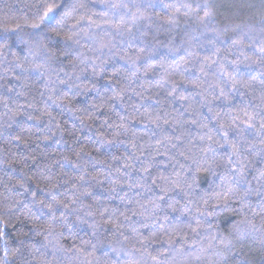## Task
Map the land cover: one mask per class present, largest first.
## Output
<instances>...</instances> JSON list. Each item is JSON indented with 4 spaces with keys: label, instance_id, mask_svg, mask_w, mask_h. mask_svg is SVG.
<instances>
[{
    "label": "trees",
    "instance_id": "16d2710c",
    "mask_svg": "<svg viewBox=\"0 0 264 264\" xmlns=\"http://www.w3.org/2000/svg\"><path fill=\"white\" fill-rule=\"evenodd\" d=\"M52 2L61 3L62 0H0V29L15 27L17 23L23 24L26 20L30 21L38 7ZM73 2L76 4L83 2L88 5L87 8H78L72 13L76 19H80L81 16L85 17L83 21L85 27H87L90 17L100 25V27L93 26L95 33L104 35V32L107 31L111 34L106 39L112 42V52L104 49L103 55L89 51V48L92 47L91 40L85 38L81 41L84 46L80 48V51L84 53L85 57L90 58L86 60V63L91 64L92 60L100 63V60L96 59L97 57L108 61L106 71L96 76L92 75L89 67L84 73L88 80H96L98 84L106 83L113 78L111 67L113 62L117 67H127L131 62L121 59V57L135 58L137 53L141 56L136 65L140 71L131 80L124 81L129 87L124 94L122 106L110 108L105 104L99 110H94L90 108L91 104L101 103V98L95 91L81 90L80 94L74 95L72 89L59 83V79L66 78L65 73L69 75L73 73L72 60L75 59L73 57L70 60L63 54L64 40L57 38L49 46L50 52L54 53L50 59H46L43 51H38L35 44L31 42L25 44L14 40L11 48L5 51L7 60L0 64V97L7 99L8 107L15 111L18 107L16 101H19L20 105L26 104L24 97L16 96V92H23L27 101L33 103L35 108H20L22 114L13 120L8 107L0 103V204L9 203L15 210V203L12 201L18 202L21 199L19 194L25 190L19 186L22 178L26 188L36 191L38 198H44L46 194L40 192L36 188V184L32 180H28L27 177H32L35 180L34 173L44 172L43 166L39 163L40 153H54V156H51L52 159L48 161L52 169V182L59 183L67 180L69 186L72 184L81 186V191L87 187L92 195L81 196L77 205H73V207L79 206V215L84 216L85 219L90 222L94 219L98 222L96 237H92V229L87 225L80 224L77 229L71 232L65 229L64 235L59 238V244L63 247H72L73 244L79 246L83 241L91 238L99 249L95 253V258L89 257L92 264H115L117 260L120 264H137L140 253L147 255L151 264H159V260H153L147 253L152 252V255H156L155 249L163 247L164 250H167L168 245L162 244V242L146 241L147 247L142 252H137L135 248H140V245L135 242L134 237L137 233L133 229H138L145 235L148 234L149 229L142 227L144 223H149L150 226L153 224V221L145 219L152 210V205L148 201L161 193L155 186L149 189L148 184H144L143 187L134 186L131 189L128 185H135L137 179L142 175H151L152 178L159 175H171L175 159H179L185 165L184 169H179L177 166L176 170L181 171L182 175L187 173L188 176H191L187 169L189 165H192V161L179 156L177 149L171 148V145H179L182 142L185 151L190 149L189 155H196L197 158L203 155L199 152L198 146L201 144L199 137L209 130L201 128L199 124L191 123V120L194 115L198 121L207 124L217 112L222 113L225 105L219 100H213V94L219 93L217 84L231 80L232 77H235L236 81L251 83L252 87L240 89L245 93L243 102L250 109L260 104L261 81L264 80L261 72H264V69L258 64H252L246 57L255 59L256 49L264 40V33L260 31L261 22L264 21V0H211L216 7L213 17L209 21L204 22L198 18V15L203 16L202 11L198 15L196 13L185 15V10L181 9L179 13H176L174 23L168 22L174 9L165 8L164 4H179L181 2L195 4L204 3V0H73ZM105 2L123 3L128 7L107 9L104 7ZM104 12H108V15H96ZM133 14H135V20H133ZM121 19H123V27L132 29L130 33L123 31V28L121 32H117L112 27V25L121 23ZM68 23H75V19H69ZM249 27L254 30L250 32ZM31 31L30 28H24V33ZM25 39H27L26 36ZM233 40H237L238 43L233 45ZM29 47L33 48L32 52H29ZM141 49L143 52L140 51ZM113 52L116 53L115 56H113ZM14 54L21 58V62L25 57L28 62L34 60L36 63H41L43 61L45 69L42 71L45 72V75L40 77L39 73L31 72L25 73L26 80L15 79L21 69L15 68L14 63L10 64L14 59ZM213 61L216 63H212ZM76 63L79 64V67L75 71L79 72L84 64H80L79 61ZM150 64L154 66V70L145 75L144 68ZM141 65L143 67H140ZM221 65L226 71L232 73V77L221 75L219 72ZM202 68L203 71H201ZM234 68L238 71H233ZM49 77L51 81L55 82L52 87L57 89L53 93L54 98L63 96V102L59 100L56 103L47 101L48 93L43 85L49 81ZM253 77L255 79H252ZM88 80L83 82L87 83ZM173 80L177 82L176 91L169 95L173 88L171 82ZM9 88H14V90L9 92ZM146 89L150 91H146ZM41 92H44L43 96L40 95ZM140 92H143L145 97L150 96L151 98H141L137 95ZM225 92H232L230 83L225 87ZM181 95L187 99H179ZM85 100L89 101L88 105H85ZM240 102L241 98L236 96L233 103ZM202 104L203 107H201ZM133 105H136L139 111H136ZM209 107L212 108L211 112ZM46 108L56 118L52 125V132H48L45 128L49 119L43 115ZM86 108L89 111H86ZM145 112L152 113L153 118L158 115L160 119L156 123H149L141 118V114ZM28 113L38 119L29 120ZM120 116L129 117L123 122L127 125V129L121 130L122 135L118 138L124 143L100 147L99 134L104 133L110 136L114 131V125L121 122ZM165 119L169 123L165 124ZM104 121L108 123L104 124V127H100ZM19 124L23 125V129L18 126ZM57 124L60 129H63V140L67 143H57L61 139L60 130L56 128ZM108 124H112L113 127H108ZM9 125L11 128L8 127ZM209 127L211 128L213 125L210 124ZM10 133H20L25 138V143L13 140ZM71 133H75V136H72ZM212 134L215 135L214 132ZM45 135L48 136V139H44ZM165 137H167L165 144L170 149L169 154H176L171 162L167 156L156 155L158 147L156 141ZM83 146H87V150L91 151V156L82 157L81 168L77 169L72 163L62 159L61 154L68 155L71 161H75V156L72 155L73 150H78ZM97 147L100 148V151L92 150ZM160 147L163 151V147ZM256 150L253 149V151ZM223 151V149H218L217 155L222 154ZM132 152H135L140 160L130 161L133 164L132 168H123V161ZM30 154L37 158L23 159ZM153 155H156V161L149 164ZM112 156H117L120 159L114 161ZM208 156L210 159L212 153H209ZM248 159L252 164H256L259 157L250 155ZM98 160H105L107 163L100 164L96 162ZM140 161L144 162L143 166ZM108 164H111L112 167H108ZM117 167L121 168L120 172H116ZM143 167H148L149 171L143 172ZM216 171L220 173L223 172V169ZM80 176L84 177L83 181L79 180ZM92 177H98L100 183L97 184V181ZM248 178L251 179V173ZM113 181H118V183L114 184ZM157 182L163 183V181ZM210 182L209 173L199 174L195 185L196 192L200 195L203 194L208 189ZM141 183L144 182L141 181ZM148 183L151 181L149 180ZM13 184L16 186L12 187ZM44 186V183H40L41 188ZM111 188H115V191H110ZM9 189L11 190L9 191ZM169 195L180 200L178 208L184 205L185 201L181 196H177L176 193ZM4 197L10 199L5 200ZM189 199L193 200L192 197ZM253 200H255L254 197ZM161 203L164 202L161 201ZM140 204L147 207H140ZM231 205L232 207L228 211L212 217L211 225L205 223L199 235L186 228L184 230L186 242L180 237H174L176 239L175 246L177 248L183 246L184 252H195L198 249H206V251L199 256L177 257L173 264H235L238 260L243 261L244 264H264V244L259 240V233L247 238L242 245L235 240L234 235H229L232 225L243 218L240 203L232 201ZM187 207L192 209L190 215L199 216L195 204H189ZM201 207L204 206L201 205ZM133 208L137 210V215H132L129 211ZM113 210H117V216L120 212H125L129 219L120 216L119 219L105 224V218ZM183 210L187 211V208ZM88 211L93 213L92 217L85 215ZM160 215L161 219L155 220L154 224L157 226L167 225L170 221L163 220L162 214ZM173 215L181 221L187 220V216H181L179 212ZM71 219L75 220V216ZM249 219L258 228L264 223V219L259 215L252 217L249 214ZM19 221L24 222L22 231L27 233L23 239L37 247L47 243L44 240L43 230H40V234L30 232L29 230L33 226L31 219L17 213V218L6 229V238L10 244L18 245L19 243L17 239L21 235ZM115 225H119V227L117 228ZM221 239L232 240L236 245L231 253L224 251L222 256L217 254L223 249ZM113 248L116 251H112ZM41 251H47V259L52 261V264H61L62 259H64V264H69L64 253L57 251L53 255L52 245H49L47 250L41 248ZM3 255L4 250L2 242H0V257ZM71 256V253L67 254V257ZM33 264H39L38 259L34 260Z\"/></svg>",
    "mask_w": 264,
    "mask_h": 264
},
{
    "label": "snow or ice",
    "instance_id": "6c2138e0",
    "mask_svg": "<svg viewBox=\"0 0 264 264\" xmlns=\"http://www.w3.org/2000/svg\"><path fill=\"white\" fill-rule=\"evenodd\" d=\"M87 7V4L83 2L76 4L73 0H62L61 3H45L42 7L37 8V12L30 21L26 20L23 24L17 23L15 27H4L0 29V64L7 60L5 51L11 48L14 40L25 44H28L29 42L35 44L37 50H42L45 58L50 59L54 53L50 52L49 46L53 44L57 38L62 39L65 42L63 54L70 60H72L73 57H75V59L72 60L73 73L71 75L65 73L66 78L59 79V83L67 86L69 89L74 88L76 90V92L73 93L74 95L79 94L81 90L85 92L95 91L101 98V103L91 104V109L99 110L104 107L105 104L109 105L110 108H116L118 105H123L124 94L129 87L124 81L131 80L132 77L137 76L140 71V68L136 65L141 59V56L139 53L136 54L135 58L131 56H122L121 59H126V61L131 62L127 67H117L113 62L111 65L113 78L104 84H98L96 80H88V77L85 76L84 73L89 67L91 68L92 75L96 76L101 72L106 71L108 61L97 57L96 59H99L100 63H96V60H92L91 64L86 63V60L90 58L85 57L84 53L80 51V48L84 46L81 41L85 38L91 40L92 47L89 48V51L98 52L101 53V55H103L104 49H108L109 52H112L113 45L111 40L106 39L107 36L111 35L110 33L105 31L104 35H99L93 31V26L100 27L95 20L89 17L87 27H85L83 24L85 19L84 16H81L80 19H76L72 15V13L78 8ZM104 7L107 9H119L126 8L128 5L123 3L117 4L105 2ZM163 7L174 9L172 15L168 18L169 23L175 22V15L176 13H179L181 9L185 10V15L193 13L198 15L199 12L202 11L203 16L198 15V18L201 21L206 22L213 17L216 5L213 4L211 0H204V3L192 4L181 2L179 4H164ZM96 15L107 16L108 12L102 14L98 13ZM69 19H75V23L69 24ZM133 20H135V14H133ZM105 23H107V21H105ZM112 27H114L117 32H121L122 28L123 31L129 33L132 31L130 27H123V19H121V23L112 25ZM24 28H30L32 31L24 33ZM248 30L251 32L254 29L249 27ZM260 31L264 33V21L261 22ZM25 36L27 39H25ZM237 43V40L232 41L233 45H236ZM28 50L29 52H32L33 48L29 47ZM140 51L143 52V49ZM112 54L113 56L116 55L114 52ZM255 56V59H252V57H246V59L251 61L252 64H258L264 69V40L261 41L259 48L256 49ZM76 61H79L80 64H84V67L80 68L79 72L75 71V69L79 67V64H77ZM13 63L15 68L21 69L20 73L15 77L17 80H26L27 77L25 73L36 72L39 73L40 77L45 75V72L42 71V69H45L43 61L41 63H36L34 60L28 62L27 57H25L24 61L21 62V58L14 54V59L10 64ZM212 63H216V61H213ZM140 67H143V65ZM153 70L154 66L150 64L148 67L144 68V74L148 75V73ZM201 71H203V68ZM233 71H238V69L234 68ZM219 72L225 77H232V73L226 71L223 65L219 67ZM57 75L59 76L58 73ZM261 75L264 76V72H261ZM252 79H255V77ZM84 80H88V82L84 83ZM171 82L173 88L169 95L175 93L177 86L175 80ZM54 83L55 82L51 81L49 77V81L45 82L43 85L45 91L48 93L47 101L56 103L57 100H59L63 102V96H57L55 98L53 96V93L57 91L55 87H52V84ZM229 83L231 84L232 92L226 93L225 87H227ZM222 84L216 85L219 89V93L213 94L214 101L219 100L225 105L222 113L217 112L215 117L210 118L209 123L207 124L198 121L194 115L191 120V123L199 124L201 128L209 130L199 137V140L201 141V144L198 146L199 152L203 155L199 158H197L196 155H189L188 152H190V149L185 151V146L182 142L179 143V145H171V148L177 149L179 156L183 157L185 160H191L192 165H195V168H192L191 165L188 166L187 171L191 173V176H188L187 173L182 175L181 171L176 170L177 166L179 169H184L185 165L181 163L179 159H175V163L172 165L173 173L171 175H159L156 178H152L151 175H142L137 179L135 185H128L129 189H131L134 186L143 187L144 184H148L149 189L155 186L159 188L161 193L154 199L148 201V203L152 205V210L150 215L145 219L153 221V224L151 226L149 223H144L142 225V227L149 229L148 234L145 235L138 229H133V231L137 233L134 237L135 242L140 245V248H135V251L137 252H142V250L147 247V244L145 243L146 241L152 243L162 242V244L166 243L168 245L167 250H164L163 247L155 249L156 255H152V252L147 253L153 260H159V264H165L169 259L175 260V256L172 255L173 250L184 252L183 246L179 249L175 248L176 239H174V237H180L186 242V234L184 231L186 228L190 229L192 233L199 235L204 224L211 221L212 217L228 211L232 201H238L240 203L243 218L232 225L229 235H234L235 240L242 245L247 238L253 237L255 233H259V240L264 244V223L258 228L256 224L249 219V214L252 217L259 215L264 219V80L261 81L260 104L251 109L248 105L244 104L243 97L245 93L240 91L241 88L252 87L251 83L236 81L235 77H232L231 80L222 82ZM157 87H159V84H157ZM13 90L14 88L8 89L9 92H12ZM146 91L150 90L146 89ZM40 95L43 96L44 92H41ZM137 95L143 99L151 98L150 96L145 97L143 92L137 93ZM16 96L24 97L26 104L20 105L19 101H16L18 107L15 111L11 107H8L7 99L0 97V103H3L5 107H8V111L12 113L13 120L16 116L22 114L20 108H35L33 103L27 101V97L23 92H16ZM236 96L241 98V102L238 104L233 103ZM179 99L185 100L187 97L181 95ZM47 101H45V103H47ZM189 106L191 107V105ZM203 106L204 105L202 104L201 107ZM133 108H135L136 111H139L136 105H133ZM209 111H212L211 107H209ZM43 115H46L49 118L45 128L48 132H52V125L56 119L55 116H53L47 108ZM117 115H119V113H117ZM27 118L29 120L38 119L31 113L27 114ZM128 118V116H120L119 119L121 122L114 125V131L110 136L105 135L104 133L99 134L100 147L113 145L115 143H124L122 140H118V138L122 135L121 130L127 129V125L123 122ZM141 118L147 120L149 123H156L160 119L158 115L153 118V114L150 112L141 114ZM107 123L108 122L105 121V124ZM164 123L167 124L169 121L165 119ZM210 124L213 125V127L210 128ZM18 126L23 129L22 124H19ZM8 127L11 128V125ZM108 127L111 128L113 125L108 124ZM56 128L59 129L61 133V139L57 141V143H67V141L63 140V129H60L58 124L56 125ZM97 131L99 132V129ZM213 132L215 135L212 134ZM52 135H55V133H52ZM71 135L75 136V133H71ZM10 136L18 143H25V138L20 133H10ZM44 139H48V136L45 135ZM165 139H167V137L156 141L158 146L156 148V155L167 156L168 160L171 162L176 154H169L170 149L165 144ZM134 146L135 145L133 144V147ZM160 146L163 147V151H161ZM218 149H223V153L217 155ZM253 149L257 150L253 151ZM92 150L98 152L100 151V148L97 147ZM209 153H212L210 159L208 156ZM41 154L54 156V153H40L39 155ZM72 155L75 156V161H71L68 155L61 154L64 161L72 163L75 168L79 169L82 167L80 163L82 157L91 156V151L87 150V146H83L79 147L78 150L74 149ZM156 155H153L152 161H149V164L156 161ZM250 155L259 157L256 164H252L249 161L248 157ZM29 158L36 159L37 157L32 156L31 154L23 157L24 160ZM112 159L115 161L120 158L112 156ZM133 160H140V157L137 156L135 152H132L131 155L123 161L122 167L132 168L133 164L130 161ZM96 162L100 164L107 163L105 160H98ZM140 163L143 166L144 162L140 161ZM257 164L260 166L257 167ZM107 166L112 167L111 164H108ZM217 169H223V172L217 173ZM115 170L116 172H120L121 168L117 167ZM148 171V167H143V172ZM201 173H211L215 176L219 181V184L217 185L218 190L217 188H214L211 191L206 190L203 194L199 195L198 200H191L189 197H191V194L196 191V180ZM249 173H251V179L248 178ZM34 176L36 177L35 180H33L32 177H27V179L32 180V182L36 184V188L46 195L44 198L40 199L37 197L36 191H30V188L25 189L26 191H30L34 203L39 206L40 210L39 212L34 213L32 207L26 205L22 214L27 218H39L40 222H34L29 231L35 234H40V230L42 229L44 240L47 243L37 247L35 244L23 239V236H26L27 233L22 231L24 222L19 221L21 224V235L17 237L19 243L18 245L10 244L9 240L6 238V229L12 223L10 213L13 211V208L11 204H5L3 208L7 209V212L0 209V242H2L4 250V255L0 257V264H33V261L37 259L39 264H52V261L47 259V251H41V248L47 250L49 245H52L53 255L57 251L64 254L71 253L77 258L83 257L82 264H92V260H90L89 257L95 258V253L99 251V249L97 248V245L92 242L91 238L83 241L79 246L73 244L72 247H63L60 245L59 238L64 235L65 229L71 232L74 229H77L80 224L87 225L88 228L92 229V237H96L98 222L94 219L90 222L80 215H77L75 220H71L69 218L70 213L79 211L73 207L76 203V199L72 197L61 198L62 193L58 194L56 191L59 185L52 182L53 177L50 174L37 172L34 173ZM92 179L96 180L97 184L100 183L98 177H92ZM40 180H45L48 183L41 188L39 183ZM79 180L83 181L84 177L80 176ZM149 180L151 183H148ZM141 181L144 183H141ZM157 181H163V183H158ZM65 183H68V181H65ZM113 183H118V181H113ZM15 186V184L12 185V187ZM19 186L24 188L23 178ZM80 187L81 186L77 184H72V190H79ZM10 190L11 189H9V191ZM109 190L115 191V188ZM170 193H176L177 196H181L184 199L185 203L181 208L177 207V205L181 203L180 200L176 199L175 196H170ZM81 195L91 196L92 193L87 187H85L83 188ZM253 197L255 200H253ZM5 199H7V197H5ZM121 199H123V197H121ZM161 201L164 203H161ZM96 203H99V201H96ZM189 204L196 205V212L199 213V216H196L195 214L190 215L192 209L187 207ZM201 205L204 207H201ZM140 207L146 208L147 206L140 204ZM184 208H187V211H184ZM244 210L247 211L245 212ZM129 211H131L132 215H137V210L135 208L129 209ZM177 212H179L181 216H187V220L181 221L173 215ZM140 214L143 215V213ZM160 214H162L163 220L170 221L167 225L157 226L154 224L155 220L161 219ZM85 215L92 217L93 213L88 211ZM101 215L103 216V213H101ZM120 216H123L124 219H129L125 212H120L119 216H117V210H113L112 213L105 218L104 223L108 224L114 219H119ZM208 224L211 225V223ZM115 227L118 228L119 225H115ZM221 244L223 245V249L217 253L221 256L224 251L231 253L232 249L236 246L232 240L227 239H221ZM209 247H211V245H209ZM112 251H116V249L113 248ZM204 251H206V249H198L194 253L189 252L188 254L199 256ZM161 257L164 258L163 262L160 260ZM115 264H120L119 260H117ZM235 264H244V262L238 260Z\"/></svg>",
    "mask_w": 264,
    "mask_h": 264
},
{
    "label": "clouds",
    "instance_id": "9594fccd",
    "mask_svg": "<svg viewBox=\"0 0 264 264\" xmlns=\"http://www.w3.org/2000/svg\"><path fill=\"white\" fill-rule=\"evenodd\" d=\"M72 90H73V92H76V90L74 88H72ZM76 95H78V94H76ZM84 103H85V105H88L89 101L85 100ZM85 110L89 111L88 108H86ZM104 124H105V121L100 125V127H104ZM50 159H52L51 156H46V155L41 154L40 157H39V163L43 166L44 173L45 174H50L52 176V169H51V167L48 164V161ZM57 163H59V161H57ZM191 167L195 168V165L193 164V165H191ZM209 174H210L211 182L209 184V187H208L207 191H211L212 189L217 188V185L219 184L218 179L215 176H213L211 173H209ZM65 181H67V180H63L62 182L57 183L59 185V187L57 188L56 191H57L58 194L62 193V197L61 198H64V197L75 198L76 199V203L74 205H77V201L80 199L81 196H83V195H81L82 191L80 189L79 190H72V185L69 186V183H65ZM39 182L40 183H44V184L48 183L45 180H40ZM24 188L25 189H29V188H26L25 185H24ZM217 190H218V188H217ZM30 191H32L31 188H30ZM30 191L24 190L23 192H21L19 194L20 197H21V199L18 201L19 203H17L16 201H12L13 203H15V210H13L10 213V215L12 217L11 222H13V220H15L17 218V213L22 214V211L24 210V207L26 205L27 206H31L34 213L39 212V210H40L39 206L34 203L33 197L30 195ZM199 195L200 194H198L195 191L194 193L191 194V197L193 198V200H198ZM4 199H5V197H4ZM9 199L10 198L7 197V199H5V200H9ZM5 204H9V203L0 204V209H3L5 212H7V209L3 208V206ZM230 207H232V205ZM74 208L79 210V206L74 207ZM209 210H211V209H209ZM77 215H79V211L74 212V213H70L69 218L71 219L73 216H75V218H76ZM82 217L84 218V216H82ZM29 219H31L32 223H34V222L38 223L39 222V218L38 217L29 218ZM71 220H73V219H71ZM208 223H212V220L209 221ZM201 235H203V234H201ZM175 248L179 249L176 246H175ZM189 252L194 253L193 251L177 252V251L173 250L172 255L175 256V260H176L177 257L195 255V254H188ZM65 258L68 260L69 264H82V261H83V257L77 258L74 255H72L71 257H67V254H65ZM160 260L163 262L164 258L161 257ZM175 260L169 259L167 262H165V264H173V262ZM61 264H64V259L61 260ZM137 264H151V262H150V259H149V257L147 255H145L144 253H140V259L138 260Z\"/></svg>",
    "mask_w": 264,
    "mask_h": 264
}]
</instances>
